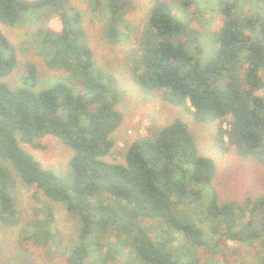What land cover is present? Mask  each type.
Instances as JSON below:
<instances>
[{
  "label": "trees",
  "instance_id": "obj_1",
  "mask_svg": "<svg viewBox=\"0 0 264 264\" xmlns=\"http://www.w3.org/2000/svg\"><path fill=\"white\" fill-rule=\"evenodd\" d=\"M168 1L150 10L143 38L124 44L123 60L133 82L189 112L196 122H216V145L223 150L234 146L239 157L264 164V0H254L247 16L227 15L221 21L215 30L216 54L203 65L186 48L195 32L175 17ZM131 2L88 1L94 15H107L102 21L109 43H120V25L127 31L124 13ZM175 2L188 12L194 5V0ZM32 10H46L61 21L60 32L39 27L36 39L47 66L64 76L39 86L36 66L25 62L20 86L0 82V223L20 221L19 183L32 190L38 203L20 228V246L52 254L61 234L54 228L50 203L59 202L78 222L61 264H229L202 261L195 252L217 250L227 240L250 250L261 243L264 252V194L220 202L210 191L203 200L215 165L198 153L183 120H172L154 137L132 140L124 162L105 159L114 146L111 135L122 122L117 80L94 64L80 12L69 9L65 0H0V24L18 25ZM17 63L0 30V78ZM239 64L246 67L244 91L235 84ZM47 135L73 151L66 178L21 147H39Z\"/></svg>",
  "mask_w": 264,
  "mask_h": 264
},
{
  "label": "rangeland",
  "instance_id": "obj_2",
  "mask_svg": "<svg viewBox=\"0 0 264 264\" xmlns=\"http://www.w3.org/2000/svg\"><path fill=\"white\" fill-rule=\"evenodd\" d=\"M88 1L65 0V3L69 9L80 12L85 42L92 50L94 64L104 72L112 74L117 80L120 95L117 109L122 114V122L111 135L114 146L105 159L111 162H124L125 150L132 140L142 136L154 137L159 128L179 118L187 124L198 153L210 158L215 165V174L204 190L203 200L209 197L210 191L217 193L220 202L225 200L243 202L248 196L254 198L264 194V164L253 157H239L234 146L230 145L228 150H223L216 145L214 142L216 122H196L189 112L164 102L157 96L144 93L133 82L123 60L126 47L124 44H130L134 38L138 41L144 37L150 10L156 4L167 0H132L124 13L128 29L125 31L120 25L118 38H121V41L118 44H111L105 39L106 27L103 21L108 17L104 14L99 17L94 15L90 11ZM253 1L238 0L234 3L233 0H194V5L189 12L176 4L175 0L168 2L173 8L175 17L195 32L194 42L187 40L186 48L191 55L196 56L198 64L203 65L216 54L215 30L221 21L227 15L235 18L251 14L254 10ZM231 4L235 5L226 13L225 8ZM193 10H198L200 13L191 15ZM45 11L32 10L28 13L27 19L15 26L0 24V30L14 48L18 61L8 76L0 78V82H4L10 88L21 85L20 74L22 64L25 62L36 66L39 86L47 85L64 76L62 70H52L47 66L45 56L36 39V31L39 27L48 28L54 32H60L62 28L58 16ZM196 31L199 33L196 34ZM245 72V65L239 64L235 71V84L240 91L245 90ZM223 126L228 128L226 123H223ZM38 143L40 146L36 148L23 143L21 147L32 153L44 168L52 170L60 178H66L72 149L51 135L43 137ZM16 198L19 223L13 226L0 223V264H20L25 261L35 264H61V253L73 245L78 228L77 220L65 210L61 203L51 202L55 214L54 228L60 232L61 242L49 256L42 255L36 248L24 249L18 241L19 231L22 224L33 217L34 207L38 203L32 195V190L24 188L20 183L17 185ZM146 224L150 225L151 222L148 221ZM195 252L202 261L217 260L226 261L229 264H261V258L264 257L261 243L250 250L248 246L231 240H227L217 250L199 248ZM112 264H121V261L115 260Z\"/></svg>",
  "mask_w": 264,
  "mask_h": 264
}]
</instances>
